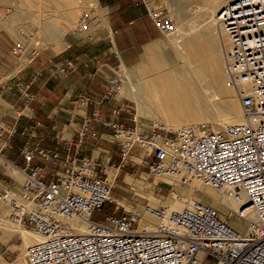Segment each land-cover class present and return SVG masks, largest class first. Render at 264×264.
<instances>
[{
  "label": "built area",
  "instance_id": "built-area-1",
  "mask_svg": "<svg viewBox=\"0 0 264 264\" xmlns=\"http://www.w3.org/2000/svg\"><path fill=\"white\" fill-rule=\"evenodd\" d=\"M143 1L162 33H176L172 16ZM216 18L230 40L226 69L241 98L242 122L222 129L206 122L174 129L156 121L147 130L126 104L112 112L132 114L131 123L104 118L99 106L122 90L121 75L113 74L99 99L83 92L77 97V103L96 107L78 129L76 153L62 136L57 142H63V151L41 143L23 145V166L0 149L11 171L24 174L19 190L13 177L0 186V204H7L10 220L32 228L40 237L27 249L29 264H264V0H231ZM88 29L89 15L84 14L79 30ZM23 51L20 44L14 48L16 54ZM17 88L25 106L37 99L29 84L20 81ZM21 115L18 112V119ZM1 123L0 142L5 133L28 131ZM96 123L111 130L122 165L138 148L145 151V163L157 177L179 184L198 178L219 191L227 190L238 203L230 215L242 225L234 226L218 208L198 200L178 210L146 205L158 221L152 231L140 229V212H104L107 203L116 205L114 182L98 175L97 160L80 152ZM38 158L53 169L37 165ZM103 212L102 219L95 217ZM78 219L88 221L87 231H75Z\"/></svg>",
  "mask_w": 264,
  "mask_h": 264
},
{
  "label": "crops",
  "instance_id": "crops-1",
  "mask_svg": "<svg viewBox=\"0 0 264 264\" xmlns=\"http://www.w3.org/2000/svg\"><path fill=\"white\" fill-rule=\"evenodd\" d=\"M99 4V14L91 17L90 32L85 35L71 34L63 49L44 48L36 52L6 83L0 85V121L7 126L17 124L20 129L28 127L24 134L11 136L5 133L2 136L0 147L3 148L4 155L13 162L23 166L20 150L25 144L34 147L41 143L63 151V142L58 143L57 136L72 143L71 152L76 153L78 129L83 118L96 107L95 104L77 103L78 95L83 92L95 100L99 99L109 88V76L119 66L137 72L161 53H176L172 37H168L157 27L143 0H100ZM100 16L104 18V22L97 20ZM181 28L184 26L180 25L178 29ZM62 43L64 42H60ZM18 63L19 61L14 63L9 60L0 65V77L11 73ZM20 81L29 84L30 91L37 98L28 107L17 88ZM123 91L127 94L126 89ZM130 103L137 107L134 99L119 93L99 108L102 117L128 123L129 117L125 113L117 115L112 110L120 104L131 105ZM17 112L22 113L21 119H18ZM80 147L81 154L92 156L100 164L98 175L114 181V199L119 178L122 175L125 177L130 167L141 166L146 160L145 151L135 148L122 165L120 147L114 142L111 130L99 123L88 132ZM35 163L49 170L53 169L51 164L45 163L41 158ZM8 169L7 162L0 160V185L8 182L5 179L11 180L13 177L21 186L24 180L18 172L14 173L12 170L18 175L15 178ZM107 204L111 207L105 212L118 215L128 213L127 209L121 210L118 203Z\"/></svg>",
  "mask_w": 264,
  "mask_h": 264
},
{
  "label": "bare ground",
  "instance_id": "bare-ground-1",
  "mask_svg": "<svg viewBox=\"0 0 264 264\" xmlns=\"http://www.w3.org/2000/svg\"><path fill=\"white\" fill-rule=\"evenodd\" d=\"M7 1L10 2V0H0V6L6 4ZM49 1L59 9L63 7V22L59 21V15L53 13L35 18L34 22L40 31L33 36L28 33L23 36L26 48H23V53L18 57L19 68L32 57V52L38 50L42 43L54 42L71 31L78 23L82 10L90 9L93 4H98L96 11L90 9L91 17H94L99 11V0ZM195 1L198 3V7L194 10L185 9L186 2L184 0H169L168 2L170 5L168 11L172 17L184 26L181 28L182 32L176 30V33L172 34L175 36L172 38L175 51L182 59L181 65L164 67L166 65L162 60L164 58L158 55L137 72L130 70V80L126 75L128 78L124 89L126 88L128 96L136 101L138 116L150 119L158 118V121L174 129L180 128L182 125H194L202 122L213 123L217 129H222L244 120L242 103L238 97L240 95L232 85L226 69V55L230 48V40L227 34L220 29L216 18L219 9L231 0H188L189 3ZM34 4L33 0H21L20 3L13 4L14 11L10 15L0 10V22L14 26L16 22L26 16L27 11L31 14L35 13ZM47 6L49 7V4ZM187 11H191V17L194 20L188 19ZM18 67L12 74L16 73ZM123 69L125 73L128 72L127 67L123 66ZM0 158L2 161H7L4 156H0ZM18 174L24 180L23 172L19 171ZM143 182L137 180L135 185L143 188ZM181 185L178 190H172L170 197L165 201L154 197L155 194L153 195L152 192L147 193L150 195L151 206L160 208L157 205L162 203L166 205L165 208L182 209L196 201L194 194L200 190L204 196L212 199L213 203H218L220 207L228 211V214H232V211L238 208V203L231 198L227 190L219 191L198 178H192L189 183ZM185 196H187L188 202L184 205ZM200 199L203 200V198ZM211 205L214 206V204ZM5 210L0 211V228L6 235L10 237L18 235L23 240L22 264H29L27 249L40 237L36 231L24 227V224L10 220L9 215L6 216ZM143 213L140 229L148 231L156 229L158 221L146 211V206ZM230 222L236 227L242 225L239 219L234 218ZM87 230L88 221L78 219L75 231L85 232Z\"/></svg>",
  "mask_w": 264,
  "mask_h": 264
},
{
  "label": "rangeland",
  "instance_id": "rangeland-1",
  "mask_svg": "<svg viewBox=\"0 0 264 264\" xmlns=\"http://www.w3.org/2000/svg\"><path fill=\"white\" fill-rule=\"evenodd\" d=\"M33 1L35 2V4H34L35 13L31 14L30 12L27 11L26 16L21 21L16 22L14 26H8L7 24H2L0 22V65H2L4 62H8L9 60H12L14 63L16 61H18V57L22 53L16 54L14 52V48L17 44H20L25 49L26 43L23 40V36H26L27 33L30 34V36L31 35L33 36L34 34H36L37 32L40 31V28L34 22V20H35V18H37V16H47V15H50L51 13H53V14L59 15V21L63 22V17H62L63 7L61 9H59L58 7H56V5H52V3H50L49 0H33ZM148 1L152 6H154L153 7L154 9L156 6L158 9H161V11H163L164 13L166 11V13L169 16H172V14L168 11V9L170 8V5L168 3L169 0H148ZM20 2H21V0H10V2L7 1L6 4H4L3 6H0V10L6 12L7 15H10L14 11L13 4H17ZM184 2H186V8L185 9H187V10H194L198 7V3L196 1L193 3H191V2L189 3L188 0H184ZM10 3H13V4L11 5ZM99 3H100V0H99ZM48 4H49V7L47 6ZM97 6H98V4H93L92 8H90V9L93 11H96ZM99 7H100V4H99ZM90 9L82 10V12L79 15V21H80V17H82L84 14L89 15V29L86 32L82 33V32L78 31V26H79V24H78L79 21H78V23L76 25H74V28H72L71 31L65 33L62 36V38H60L54 42L42 43L38 50H35L34 52H32L33 54H32V57L30 59H32L35 56L36 52H38L44 48H46L47 50H51L52 48L63 49L64 46L67 44V41H68L67 38L73 33H80L81 35H85L86 33L90 32V22H91V13H92V11H90ZM98 14H99V12L96 15H98ZM186 14H187L188 19L194 20L191 17V11H187ZM173 19H174V17H173ZM97 20L98 21L101 20L103 22L105 21L104 18L101 16L98 17ZM175 22H176V26L178 28L180 25H182L177 21H175ZM178 28H177V32H179V31L182 32V29H178ZM168 37L174 38L175 36L169 35ZM60 42H64V43L60 44ZM162 48H164V46H162ZM160 55L164 58L162 60L166 63V65L164 67L170 68L176 64L181 65V63H182L181 56L175 52L173 54L161 53ZM18 66H19V63H18ZM17 67L15 69H17ZM18 69H19V67H18ZM127 70H128V72L125 73L123 66H119L116 69V72L114 74L115 75H121V77L123 79L122 90L120 92V95H125L126 97L132 99L130 96H128V94L123 93V90L126 89V88L124 89V86L126 87L125 82H127V78H128L127 76H129V74H130V72H129L130 69H127ZM12 72L0 77V82H1L0 85L3 83H6V81H8L10 79V77H6V76L11 75ZM5 79H7V80H5ZM128 80H130V76H129ZM238 97H239V101L241 103V98H240V96H238ZM130 104L131 105H128V104H126V105H128V108L130 110H132V112L137 113L138 111H136V110H138V109H137L136 105L134 103H130ZM241 107H242V104H241ZM242 113H243V110H242ZM17 114H18V112H17ZM124 115L129 117L128 123H131L132 114L125 113ZM138 121H139V124L142 125L144 129L151 130L155 126V122L158 121V118L150 119V118H147L144 116H138ZM1 122L2 121H0V124H2ZM0 160H1V158H0ZM1 162L4 163V161H2V160H1ZM7 165H8V168H9L8 170H9L10 174L12 176H14L15 178H18V175L12 174L10 165L8 163H7ZM137 180H141L142 182L144 181L143 182L144 183L143 188H139L138 186L135 185V181H137ZM5 181L10 182L9 179H5ZM19 185L20 184L17 183V186H18L17 190H19ZM0 186H2V185H0ZM180 186H182V185L179 183L173 182L168 178L155 176L154 174H152L150 172L149 166L145 163L141 166L130 167V169L128 170V174L125 177L122 175V177L119 178L118 183H117V187L114 190V197L118 200V201H116V205L118 203L120 205L121 210L127 209V212H131V211L142 212L141 214L144 217V213H143L144 207L148 204L152 205L150 203V198H149L150 195H148L147 193L150 194V192H152L153 195L155 194L154 197H158V199H160L161 201L162 200L165 201L170 197L172 190L173 191L178 190V187H180ZM142 195H144V196H142ZM145 196H147V197H145ZM194 198H195L194 200H202L200 198H203L204 202L214 204V206H216L220 210V215L223 218L230 217L231 220L234 219V217H231V215L228 214V211H226L222 207H220L218 205V203H216V204L213 203V200L204 196L200 190H197L195 192ZM184 199H185L184 200V205H185L188 202L187 196H185ZM165 206L166 205L162 204V203L157 205V207H165ZM110 207L111 206L109 204H107L105 209H104V212H105V210L110 209ZM5 208H7L6 204H0V211L5 210ZM170 208H172V207H170ZM5 211H6V216H8L9 215L8 208ZM104 212L96 214L95 217L98 219H102L103 215L105 214ZM235 219H237V218H235ZM24 227L29 228L27 226H24ZM31 230H33V229L31 228ZM22 242H23V240L18 235H16L15 237H10L9 235H6L3 232V230L0 228V264H22L23 248H24ZM208 257L210 259L212 256H208Z\"/></svg>",
  "mask_w": 264,
  "mask_h": 264
}]
</instances>
